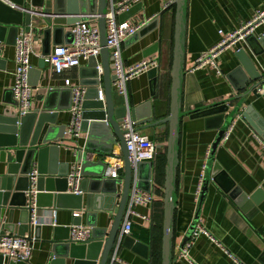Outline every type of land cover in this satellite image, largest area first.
Returning a JSON list of instances; mask_svg holds the SVG:
<instances>
[{"label": "crops", "instance_id": "crops-1", "mask_svg": "<svg viewBox=\"0 0 264 264\" xmlns=\"http://www.w3.org/2000/svg\"><path fill=\"white\" fill-rule=\"evenodd\" d=\"M123 1L125 0H109V3L118 4ZM52 2L53 0H45L47 6ZM173 3L174 0H139L137 3H132L129 8L138 4L140 8L128 20L143 22L149 19V22L141 28L136 36L125 40L121 45V57L125 66H132L140 61L156 58L159 68L155 82L149 80L146 73L130 80L126 84V97L114 95L115 105L124 104L130 108H136L149 104V110L154 120L165 118L169 112L174 26ZM262 9H264V0H187L185 77L181 102L182 110L185 113H193L197 109L221 102L227 103L230 112L242 101L240 111L251 107L250 116L254 115L256 124L260 121L264 127V92L259 95H253L250 92L255 86L264 89V51L259 46H249L243 41L224 51L217 60L220 74L207 65L192 71L197 57L219 41V31L229 33L237 29L249 21L256 10ZM40 25L33 21L35 29L30 33L32 51L30 64L32 68H37L42 53L41 40L43 36L39 31ZM90 25L97 27L95 21ZM22 33L19 29L18 35ZM36 35L37 40L35 41L34 36ZM253 35L263 39L264 43V24L256 29ZM54 47L50 38V52ZM239 50L244 51L254 67L253 70H250L254 80L250 79L251 82L244 88V80L249 77L246 74L235 72V69L240 66L237 56ZM13 59L14 46L1 44L0 115L18 114V106L14 104L15 100L11 94L15 73ZM87 64L81 63L79 68L85 67ZM79 68L65 72L62 76H54L45 65L37 85L32 87L31 110L40 109L42 102H39V97L44 96L48 90L62 92L64 78H69L72 85H78ZM259 75L260 78H257ZM69 100L68 93H56L54 105L65 109L69 105ZM68 111H58L57 126H68L70 122ZM213 124L211 122L206 129L203 119H190L188 114L181 120L175 241L184 233L186 234L189 227L196 223L204 228L207 236L201 235L192 242L189 260L173 257V264H264V138L257 135L244 119L235 116L228 137L220 141L211 156L212 161L221 167L244 195H247L248 198L255 197L256 205L248 215H245L208 176L207 166L210 157L206 160V155L207 152L210 155L217 134V130L211 129ZM140 130L157 144V154L153 161L154 182L150 192L153 194L154 200L149 207L136 208V212L149 217L150 222H143L137 217L132 218L130 235L136 241L147 245V257L142 258L121 247V241L119 247L117 246L116 259L112 260L114 255V251H112L109 264H161V253L159 263L155 246L158 241V222L161 213L163 215V185L160 182V173L166 154L164 152L167 129L159 132L156 129ZM83 140L84 135L82 134L75 140L65 136L60 143L58 161L60 164H68V172H71L76 165L72 157V147L81 146ZM112 155L120 157L118 145L113 146ZM92 157L95 159V156ZM105 159L106 157H104V161ZM45 162H47L46 159ZM204 166L201 192L199 199L196 200L195 192ZM4 172L5 165L0 163V176ZM119 177H123V170L119 171ZM204 185L205 187H203ZM121 189L122 186L117 185L116 203L119 200ZM83 196L85 199V195ZM84 199L82 207L85 210ZM112 204V202L111 205L105 202L102 208L107 210L97 213L95 219L97 228L109 230L115 212V209L112 211ZM72 213L71 210L52 208L35 212L40 224V237L35 239L33 228H31L30 234L25 233L26 238L30 235V241L33 243L29 264H48L50 245L46 241L51 238L53 227H71ZM87 214L88 211L81 214V226L91 235L92 227L88 226ZM6 215L4 219H6ZM18 219L19 211H15L13 215L15 225Z\"/></svg>", "mask_w": 264, "mask_h": 264}, {"label": "water", "instance_id": "water-1", "mask_svg": "<svg viewBox=\"0 0 264 264\" xmlns=\"http://www.w3.org/2000/svg\"><path fill=\"white\" fill-rule=\"evenodd\" d=\"M8 2L13 4V7L8 5ZM173 5L174 26L169 112L165 118L154 120L149 110V104L136 108H130L124 104L115 105V94L111 88L114 76L111 74V65L109 64L110 57L106 46L105 29V15L110 7L109 0H53L52 4L48 6L45 4V0H0V46L3 43L14 46L19 29L24 34H30L35 29L33 21L41 24L39 31L43 36L41 40L42 53L37 68L31 67L29 70L31 87L37 85L41 71L45 68L44 57L50 54V38L53 46L71 42V34L67 29L80 21L81 15L97 16L96 23L101 47L99 55L101 74L99 75L96 69L94 59H90L87 66L78 70V85L85 88L86 93L80 129L84 140L81 146L72 147V157L76 164L74 167L76 184H70L69 181V177L74 172L73 169V172H68V164H60L58 161L60 143L65 138L66 126H57L56 117L59 110L70 109L71 94L69 89L64 88L62 92L48 90L44 96L39 97V102H42L40 109H34L23 116L19 114L0 115V163L5 165V172L0 176V236L5 235V232L25 236V233L30 234L31 228H33L35 239H39V225L31 226L29 222L31 212L30 208L26 206L30 203H34L37 212L52 208L79 213V217L73 218L71 226L81 225V214L88 211L87 223L92 227L89 242L75 244L69 240L70 227H53V234L46 241L50 245L48 264H69L70 262V264H109L133 179L123 132L120 128L123 118L129 116L136 122L139 129H156L157 132L167 129L160 253L161 264H173L175 212L178 204L180 127L181 120L186 115L182 110L181 102L185 77L187 0H174ZM139 8L138 4L127 9L118 16V20L129 19ZM57 36L58 39H56ZM67 38L68 40L65 41ZM34 40H37V35L34 36ZM245 42L249 46H259L264 51L263 39L256 38L253 34L248 36ZM237 56L240 66L235 69V72L246 74L249 77L244 80V88L246 84L254 80L250 73L254 67L243 50H239ZM146 74L149 80L155 82L156 69H152ZM257 78H260V75ZM99 86L102 89L103 102L97 99ZM256 87L258 86L253 87L250 91L253 95H256ZM63 92L68 93L70 99L69 105L65 109L54 105L56 93ZM14 104L17 105L16 102ZM241 104L242 101L229 112L227 103L221 102L197 109L189 116L190 119H203L206 129L211 122L214 123L211 129L217 130V134L209 155L208 176L243 214L248 215L256 205L255 197L248 198L247 195H244L211 158L235 116L244 119L257 135L264 138L263 125L260 124V121L256 124L254 115L250 116L251 107L240 111ZM114 145H118L123 161V177L118 180H111L105 176L108 165L104 161V157L113 154ZM92 156H95V159ZM33 171L36 172L34 181L29 178V174ZM136 172L137 187L145 193H150L154 182L153 162L139 163ZM117 185L122 186V191L116 203ZM75 186L80 192L78 195L71 192ZM29 191L32 192L30 196L26 195ZM83 195H85V199ZM83 199L86 204L85 210L82 207ZM105 202L109 205L112 202V211L115 209L108 231L97 228L95 222L97 213L107 210L102 208ZM15 211H19L16 225L13 223ZM5 214H7L6 219H4ZM194 227L195 224L189 227L181 246H184L189 240ZM26 239L31 240L30 235ZM121 247L142 258L147 257V245L136 241L131 236L123 238ZM0 264L29 263L4 262L0 255Z\"/></svg>", "mask_w": 264, "mask_h": 264}, {"label": "built area", "instance_id": "built-area-1", "mask_svg": "<svg viewBox=\"0 0 264 264\" xmlns=\"http://www.w3.org/2000/svg\"><path fill=\"white\" fill-rule=\"evenodd\" d=\"M138 1L139 0H125L118 4L110 3V7L105 15L106 46L110 57L109 64L111 65V74L114 76V80L111 81V88L113 94L117 96L126 97V84L130 80L141 74L147 73L152 69L157 70L159 68V63L156 58L146 59L127 67L124 65L121 57L122 43L125 40L136 36L141 28L149 22V19L144 20L143 22H131L128 19L123 21L118 20L120 14L129 9L132 3H137ZM8 5L13 7V4L9 2ZM96 18L97 16L95 15H81L80 21L72 24L67 29L71 34V42L55 46L50 54L44 57L45 65L52 75L62 76L65 72L79 68L81 63H88L90 59L96 61V69L98 70L99 75L101 74V66L99 62L101 50L99 33L97 27H92L90 25L91 22H96ZM263 24L264 9L256 10L249 21L243 23L237 29L229 33L219 31V41L197 57L192 71L207 65L215 69L217 74H220L217 68V60L222 53L234 47L237 43L245 41L248 36L252 35L255 30ZM31 52L30 34L22 33L18 35L14 44L13 60L15 64V73L11 91L12 97L18 106V114L21 116L32 112V87L29 84V70L32 67L30 64ZM64 88L69 89L71 94V106L68 111L70 114V122L66 127L64 135L71 140H75L81 135V115L83 112L82 107L85 101L84 97L86 90L79 85H72L69 78H64ZM263 92L264 89L262 87H257L255 94L259 95ZM97 97L98 101H104L101 86L98 87ZM185 114L190 115L191 112ZM232 126L233 124L228 127L223 139L228 137ZM120 128L123 132V138L128 153V161L133 172V179L128 192V199L116 240V246L113 248V261L116 259V253L122 239L131 235L132 218L137 217L143 222H150L149 217L140 215L136 212L137 207H149L154 200L153 194L145 193L137 187L136 171L139 163L153 162L157 154V144L145 135L137 127L136 122L129 116L123 118L120 123ZM208 157L209 152H207L206 160ZM105 162L108 165L105 176L111 180L120 179L119 171L123 170V161L121 157L111 155L106 157ZM73 171L69 177L70 184L77 183V178H75V168ZM204 172L205 166L202 168L199 176L195 192L196 200L199 199ZM35 177V171L29 174V178L32 181L35 180ZM71 192L76 195L80 193L77 191L76 186ZM31 194L32 192L30 191L26 193L28 196ZM26 207L30 208L31 212V217L29 219L30 225H40L35 214L36 209L34 203H30ZM79 215L80 214L77 212L72 213L73 218L79 217ZM185 235L186 234L184 233L183 236L178 237L176 241L174 240L173 257L180 260H189V250L192 242L198 239L201 235L207 236V233L202 226L196 223L189 240L184 246H181ZM69 240L75 244H86L90 240V234L81 225L71 226ZM32 245V241L26 239L25 236L8 233L0 236V255L3 257L4 261L13 263L28 262L32 252Z\"/></svg>", "mask_w": 264, "mask_h": 264}, {"label": "trees", "instance_id": "trees-1", "mask_svg": "<svg viewBox=\"0 0 264 264\" xmlns=\"http://www.w3.org/2000/svg\"><path fill=\"white\" fill-rule=\"evenodd\" d=\"M173 8H174V5H173ZM165 133H166V138H167V136H168L167 131ZM164 153H166V150ZM164 168H165V158H164V166H163L161 173H160V182L162 185H163V180H164ZM177 182H178V178H177ZM161 223H162V213H161V216H160V219L158 222V227H157V229H158V241H157V244L155 246L156 256H157V260L159 263H160V248H161Z\"/></svg>", "mask_w": 264, "mask_h": 264}]
</instances>
